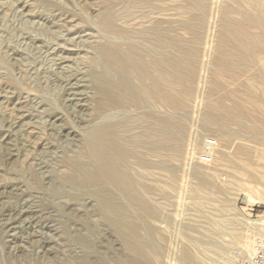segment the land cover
<instances>
[{
	"label": "rangeland",
	"instance_id": "obj_1",
	"mask_svg": "<svg viewBox=\"0 0 264 264\" xmlns=\"http://www.w3.org/2000/svg\"><path fill=\"white\" fill-rule=\"evenodd\" d=\"M175 1H154L167 11L170 7V13L164 14L163 9L155 16L151 14L147 22L138 18L142 24L138 20L125 23L124 19L117 24L136 31L139 27L140 30L152 27L163 18L162 26L178 32L175 35L182 40L181 44L191 42L195 33L203 32L198 35L203 38L197 47L198 55H188L183 49L177 51L178 69L183 70L185 63L184 69L189 68L183 71H193L194 81L190 84L193 95L184 100L180 106L183 109L178 107L181 110L176 111L166 104H160L156 110L157 104H148L141 97L144 95H136L132 90L133 84L138 83L136 79H127L119 64L107 66L110 58L114 60L111 46L116 41L124 43L121 45L125 49L141 44L133 39L119 42L99 29L103 0H0V152H5L9 138L16 144V155L13 158L5 155L0 162L3 166H0V208L3 213L6 211L0 215V264H81L84 256L97 264L134 263L137 256L129 253L119 235L108 227L99 212L98 201L91 195L100 189L121 199L126 195L110 183L104 167L114 157L123 160L130 170L123 166L125 173L136 179L129 195L143 201H139V207L147 208L146 216L134 221L138 240L146 252L145 264H238L240 256L252 253L246 250V245L264 244V228L254 223L264 217V127L258 134L253 130L251 118L225 121L224 112L212 111L219 103L226 109L234 107L240 102L235 96L247 94L261 101L263 98L264 104V93L259 91L253 70L236 81L229 80L227 87L223 77L219 82L224 83L223 87L211 84V75L218 72L215 63L221 44L218 42H222L223 15L228 8L234 11L241 7L253 16H258V11L247 0ZM166 2L177 4L165 7ZM197 3L207 8L204 14L189 11ZM186 4L192 6L188 8ZM231 16L240 18L236 13ZM174 21L181 23H175L178 29L174 28ZM151 52L148 59L157 52L160 54V50ZM134 97H140L141 106L147 105L141 107L138 101L134 105ZM104 99H110L113 105L104 106ZM243 108L256 115L251 104L245 103ZM157 118L166 119L162 120L166 135L171 134V125L176 126L179 142L175 147L165 143L160 157L152 154L153 149L149 150L153 148L151 144L149 148L145 140L138 141L140 132L146 133ZM144 119L148 125L142 123ZM22 123L26 127H20ZM166 124L170 125L165 127ZM208 145L210 162L203 160ZM131 148L141 154L138 156ZM174 148L176 156L172 155ZM145 151L150 154L147 156ZM152 155L161 160L156 159V163ZM78 165L105 175L103 187H85L76 176ZM5 220L18 222L15 232L2 231ZM84 225L93 230H85ZM79 228L93 244V251L73 238Z\"/></svg>",
	"mask_w": 264,
	"mask_h": 264
},
{
	"label": "bare ground",
	"instance_id": "obj_2",
	"mask_svg": "<svg viewBox=\"0 0 264 264\" xmlns=\"http://www.w3.org/2000/svg\"><path fill=\"white\" fill-rule=\"evenodd\" d=\"M154 1H159V3L160 2L163 3V2L168 1V0H103L104 8H103L102 14H100V16H99V21H98L99 29H101L104 33H106L107 36H110V37L112 36L116 40L118 38V41H119V39H130V40L133 39L135 41L137 40L141 44V47H140V45L139 46L134 45V46H131V47L125 49L126 47L122 48V45H121V44H124V43L121 42V44H118L117 41L115 40L116 41L115 44H113L111 46L112 50L115 53L114 60H112L110 58L111 55L110 56L108 55V58H110V61H108L106 64H107V66L112 67V68L113 67H117L118 64H119V66L122 67L123 74L125 75V77L127 79H131V78H132L131 80L136 79L135 81H138V83L137 84L134 83L135 85L133 84V89L132 88L131 89L133 91H135L136 95H139V96L140 95H144V96H141V97L142 98L145 97L147 99L148 104L149 103L155 104V105L157 104L156 107L160 106V104H162V105L166 104V105H169L172 109H174V110L176 109L177 110L178 107H180L182 104H184L183 102H184V100L186 98H189V97H191L193 95V91L191 90V87H190V86H192L190 84L192 83L191 81L193 80L192 79L193 78V75H192L193 71L190 70L191 72H189V73L183 71V70H186L187 68H189V67L186 66L187 68L184 69L185 65H186L185 63H183L184 67L182 66L183 70L178 69V67H179V66H177L178 62L176 63V60H177L176 56L178 55L177 51H180L181 49H183L184 53H186L188 55H189V53L191 55H198L197 47L202 43V39H203V38L201 39V36H198L200 33L197 35L198 32L195 33V32L192 31L191 33H195V37L196 38L193 39L191 42H188V43L185 42L187 44H181L182 40L178 36L175 35L176 33L178 34V32L174 33V29H172L171 27L169 28V26H168V28H164L162 26L161 22L164 20L163 18H162V20L160 19V21H158V20L155 21V19H154V21H155L154 25L149 21L153 25L152 26L149 23L152 27H150V26L147 27V24H146L147 29L143 28L142 30H140L139 29L140 27H139V28H137L138 31H137L136 28H134V30L136 29V31H128V30L124 29L123 27H120L117 24V23L120 22V21L118 22V20H120V19H124V22L127 21L128 23L129 22H134L135 23L134 20H136V23H137V20H138L139 24L143 20H145L147 22L148 20H151V14H153L155 16V14L157 15L158 13L163 11V9L165 11L164 14H166L168 12L170 13L171 9H169L170 8L169 4L171 3V1H170V3H168V2L164 3V4H166L165 7L168 6L169 7L168 10H170V11L165 10L164 5L162 7L159 6V5H162V4H159V5L154 4ZM188 1L189 0H185V3L188 2ZM191 1H193V0H191ZM234 1L240 2V0H234ZM172 2H176V1L172 0ZM247 2H249L250 5L258 11V16H253L252 14H249L248 12L244 11L241 7L236 8L234 11L231 8H228V10L226 11L225 16L223 15V17H224V19H223V30H222L223 34H221V36H222L221 38L222 39L220 38V41H222V42H218V43H221V44L219 45V47L217 46L218 47V49H217L218 58H217V61L215 63V64H217V67L216 66L215 67L218 68V72L217 73L214 72L215 74L211 75L213 77V79L211 78L212 79V83L211 82L210 83L213 84V86L214 85L215 86L219 85L220 87H223L224 83H225V85L228 84L229 80L236 81L239 77H241L245 73L250 72V71L253 70L254 78H255L256 83L258 84L259 91L264 93V0H247ZM167 3H168V5H167ZM201 3L200 4H198V3L194 4L192 8H190V6H192V5H190L188 7V5L190 3L186 4V5H187L188 8H190L189 11L191 9L192 10H198V11H200V12H202L204 14V11L207 10V8L205 9V7L203 5H201ZM172 4L174 6H176L177 3L176 4L172 3ZM172 4H170V5H172ZM203 4H205V3H203ZM184 6H183V8H184ZM178 7H179V5H178ZM118 8H120L119 9L120 12H119ZM177 9H179V8H177ZM184 10L187 12L186 6H185ZM173 11L174 12L177 11V14H179L178 10H173ZM192 13L194 14L193 11H192ZM233 13L239 14L240 18H233L231 16V14H233ZM186 14L190 15L191 13L190 14L186 13ZM205 14H206V12H205ZM173 16H175V15H171L170 17L173 18ZM138 18L140 19L141 22L139 21ZM153 18H155V17H153ZM189 19H190V17H189ZM165 20H167V19H165ZM168 21H170V20H168ZM190 21H191V19H190ZM196 21L200 22L198 20H196ZM188 22H189V20H188ZM188 22H186V24H189ZM175 23H177V22L174 21V24ZM190 23H193V22H190ZM201 23L202 22H200V24ZM144 24L145 23H143V26H145ZM177 24H181V23H177ZM177 24L173 25V26H175L174 28H176ZM197 24H199V23H197ZM200 26H202V25H200ZM126 28H127V26H126ZM189 28H191V27L189 26ZM176 29H178V27ZM194 30H195V28H194ZM175 31H177V30H175ZM195 31H197V30H195ZM198 31L200 32V30H198ZM111 40H112V38H111ZM106 42H108V39H107ZM128 42H130V41H128ZM133 43L135 44V42H133ZM108 44H109V42H108ZM142 44L144 45V47H142ZM127 45H128V43H127ZM152 50H160V54L157 52V55H155L153 58L150 57L151 59H148L147 57L150 56V53L152 54V52H151ZM178 61H180V60H178ZM260 62L262 63V65L259 64ZM121 64H123V66ZM178 65H181V64H178ZM187 65L189 66L190 64H187ZM180 70L183 71V72H181ZM220 77H223L225 79V82L223 84L219 83L220 82ZM118 80L121 83L120 79H118ZM116 81H117V79H116ZM105 82H107V81H105ZM131 85L132 84H130V86ZM226 87H227V85H226ZM219 89H221V88H219ZM218 90H216V91H218ZM221 91H223V90L221 89ZM118 92H120V91H118ZM214 93H215V91L213 92V94ZM130 95H131V93H130ZM224 95L226 96V94H224ZM119 96H122V94L119 95ZM228 96H233L234 97V95H231L230 93L228 94ZM228 96L225 97L227 99L224 98L226 101H228ZM259 96H257V97L259 98ZM115 97H116V95H115ZM223 97H221V98L223 99ZM235 97H237V99L240 101L239 103H237L236 106L235 105H234V107L230 106L231 109L229 107H228V109H226L225 108L226 106H224L221 103H219L218 105H215V106L212 107L214 109V110L212 109V111H216V112L217 111H222V112H224L225 113L224 115L226 117V119H224L225 121L232 119V120H235V121L239 122V121H245L247 119L250 120V118H251V120L253 122L252 123L253 124V130L255 132H258V134H259V131L261 133V131H262L263 127H264V118L262 117L263 113H264L263 110H262V108H263L262 106L264 105L263 104V98H262V101H261V99L259 100L256 97H254L253 94L252 95L251 94L250 95L247 94L246 96H235ZM262 97H264V96L262 95ZM121 98H118V99L121 100ZM139 99H140V97L138 99L135 98L136 101L134 102V105ZM122 100L124 101L126 99H122ZM138 102H137V104H138ZM234 102L233 103L236 104L237 101H234ZM112 103L113 102L110 99H104V101H103V105L107 106V107L112 106L113 105ZM140 103L141 102H139V104ZM214 103H213V105H214ZM242 103L244 105H245V103L251 104L254 107L256 115H253L254 113L251 114L250 112L247 111V109L243 108V104ZM129 104H127V107H131L130 105L132 103L130 105ZM142 104H143V102H142ZM146 105L147 104H145L143 107H145ZM209 105L210 104H208V106ZM120 106H122V105H120ZM140 106H141V104H140ZM132 108H134V107H132ZM180 108H178V109H180ZM157 109H158V107L156 108V110ZM181 109H183V108H181ZM207 113L209 114V111ZM156 114H158V113H156ZM218 115H216L215 117H217ZM155 116H153V117H155ZM159 116L160 115H158V117ZM210 117H212V116H210ZM159 118H157V121H155L156 122L155 125L153 127L151 126V128L149 130H148L147 127H145V128H147V132L144 133V134H141L142 132H140V136L141 137L138 139V141H140V139H141V140H145V143L146 142L149 143V145H148L149 148H150V144H151L153 146V148H151L149 150L152 151V149H153L152 154L154 153L158 157L162 156V149H163V146L165 145V143L166 144L167 143L171 144V145H167V146H172L173 145L174 147H175V145L177 143H179L178 142V137L175 136L176 135L175 134V127L176 126L171 125L170 129H172V132H171V134L166 135L165 132H164V127H163V124H165V123L162 122V120L164 118L162 120L159 119ZM153 119L151 118V120H153ZM143 121L144 122H142V123L145 124V122H146L145 119ZM153 121H151V122H153ZM164 121H166V119H164ZM170 121H173V120L171 119ZM125 123H127V122H125ZM222 123H223V121H221V124ZM221 124H218V126H221L222 128H224L223 125H221ZM24 125L25 124L22 123V125L20 127H26ZM145 125H148V123L145 124ZM145 125H143L142 127H144ZM166 125L167 126H165V127L169 126L168 124H166ZM228 125H230V124H228ZM241 126H243V125H240V127ZM245 126H243V127H245ZM226 127L227 126H225V128ZM115 128H117V127H115ZM124 128L126 130V127L123 126V129ZM245 128L247 129L248 127L246 126ZM9 129H10V127H9ZM215 129H216V131L218 130L217 128H215ZM220 129L218 131H220ZM121 130H119V131H121ZM129 130H130V128H129ZM143 131L145 132L144 129H143ZM249 131L251 132V130H249ZM249 131H247V132H249ZM263 131H264V129H263ZM5 132L8 133L9 131H5ZM98 132H100V131H98ZM127 132H128V130H126V133ZM247 132H246V134H247ZM98 134H100V133H98ZM221 134L223 136L225 135L223 133H221ZM121 135L125 136V133H124V135H123V133ZM121 135H119V137ZM250 135H251V133H250ZM262 135H260V136H262ZM4 136L5 135H3V137ZM129 136H130V134H129ZM227 136H228V134H227ZM96 137H98V136H96ZM99 137H101V136H99ZM124 140H126V139H124ZM131 140H134V139L131 138ZM123 143H124V141H123ZM98 144H100V143H98ZM118 144H120V143L118 142ZM128 144H129V142H128ZM108 145H109V142H108ZM135 145H136V147L138 146L136 143H135ZM148 146H144V147H148ZM15 147H16L15 140H13V138L12 139L9 138L8 141H7L6 147H5V152L3 154L0 152V162H2L3 157H5V155L7 156V158H8V156L13 158L16 155L14 153L15 152ZM110 148H112L111 145H110ZM138 148H135V149H138ZM113 149H114V147H113ZM132 149H133V152L135 153L134 148H131V150ZM143 149H145V148H143ZM128 150H130L129 147H128ZM151 151H149V152H151ZM129 152L131 153L132 151H129ZM145 152H147V151H145ZM145 152H144V154H145ZM24 153H25V151H24ZM136 153H138V156L141 154V153L139 154V152H136ZM165 153H167V152H165ZM168 153H170V152H168ZM172 153H173L172 155H174V156L177 155L175 148L173 149ZM113 154H115V153L113 152ZM148 154H150V153L147 152V156H148ZM119 155H121V154H119ZM153 156L154 155H152V157ZM17 157L18 156H16V158ZM117 157H119V156H117ZM132 157L134 158L133 155H132ZM158 157L157 158L153 157V158H155V160H156V159H158ZM141 158H144V156H141ZM109 159H110V157H109ZM109 159H108V161H109ZM127 159H129V158H127ZM5 160H6V158H5ZM146 160L147 159H144V161H146ZM160 160L161 159H158V161H160ZM12 161H13V159H12ZM98 161H100V160L98 159ZM144 161H141V162H144ZM123 162H124L123 160H121V159L118 160V159H115V157H114V159L111 160L110 162H105L104 167H105V170H106L107 174L110 176L109 178L111 179V182L110 181L109 182L113 183L116 188L118 187V189L122 190L123 192H126V195H125V196H127L126 199H125V196H123L124 198L121 199L120 197L116 196L115 194L109 192L108 190L100 189L101 187H103V185L105 183V180H106L105 177H104L105 175L102 176L101 174L96 172L94 169H89L86 166H79L78 165V166H76V176L81 180L82 184L85 187H98V189H100V190H98L96 192L91 193L92 197L95 198L98 201V203H99V212H100V214L103 216V218H105V220H106L105 222L108 225V227L110 229H112L122 239L123 244L125 245L127 251L129 253L134 254L135 256H137L135 262L132 263V264H145L146 252H145V249H144L143 245L138 240L137 228L134 225V221H135V218H138L139 216H146L145 215V213H146L145 211L147 210V208L144 209L143 208L144 207L143 204H142L143 205L142 207H139L140 202L142 203L143 201H141L140 199L138 200L136 198L137 201H138L137 202L135 199L131 198V195H129L131 189L133 187H135L134 186L135 184H134L133 181L136 180V179L132 180L131 179L132 177H129L127 175V173H125V171L123 169V166H126V165L125 164L123 165ZM10 163H12V162H10ZM15 163H17V162L15 161ZM145 163L147 164V162H145ZM156 163H157V160H156ZM150 165H151V162H150ZM0 166H1V164H0ZM10 166H11V164H10ZM155 166H156V164H155ZM159 166H162V164L159 165ZM159 166H157V167H159ZM1 167H3V166H1ZM126 167H127L126 170H128V166H126ZM128 171H130V170H128ZM128 174H130V173H128ZM113 184H109V185H113ZM136 189L134 190V192L136 191ZM120 190H119V192H120ZM2 193H4V192H2ZM121 195H123V193ZM4 208H5V206H4ZM4 213H3L2 209L0 208V215H5ZM8 214H10V213H8ZM12 215H14V214H12ZM10 217L8 219H10ZM17 221H18V219H17ZM17 223L15 221H11V220H10V222L6 221L5 223H3L1 225L2 226V231L4 233H6V234H9V233H11L13 231L15 232ZM79 223H80V221H79ZM254 223L257 226H260V227L264 228V217H260ZM78 227H80V226H78ZM84 227H85V230H88V231L93 230L92 227H89V226H86V225H84ZM82 231H84V230H81V229L77 230L76 233L74 234L73 238L75 240L81 242L83 244V246L88 251H93L94 250L93 244L90 241H88L87 239L84 238V235H83ZM256 247L257 246L255 245V242H251L250 244L246 245V250L248 252H252L253 253L256 250ZM101 257H103V256H101ZM80 261H81V264H97V262H95L94 260H91L89 256L82 257ZM120 264H128V263L126 262V263H120ZM129 264H131V263H129Z\"/></svg>",
	"mask_w": 264,
	"mask_h": 264
},
{
	"label": "built area",
	"instance_id": "obj_3",
	"mask_svg": "<svg viewBox=\"0 0 264 264\" xmlns=\"http://www.w3.org/2000/svg\"><path fill=\"white\" fill-rule=\"evenodd\" d=\"M206 148L207 152L203 156V160L210 162L209 145ZM256 246V250L253 253L240 256L238 264H264V244L260 242Z\"/></svg>",
	"mask_w": 264,
	"mask_h": 264
}]
</instances>
